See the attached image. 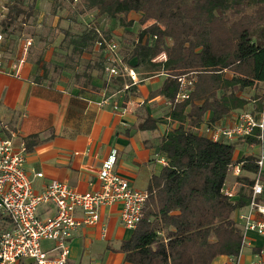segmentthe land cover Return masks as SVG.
<instances>
[{
  "label": "trees",
  "instance_id": "trees-1",
  "mask_svg": "<svg viewBox=\"0 0 264 264\" xmlns=\"http://www.w3.org/2000/svg\"><path fill=\"white\" fill-rule=\"evenodd\" d=\"M36 1L30 0L27 8L33 10ZM79 2L75 17L95 10L97 17L127 26L133 22H125V16L138 14L136 38L129 40L131 47L122 58L134 70L141 69L144 77L167 75L152 95H162L171 104L166 116L177 123L158 145L166 164L151 176L140 220L118 249L124 260L130 264H211L220 255L236 256L242 230L234 212L249 203L253 180L235 197L225 195L222 188L234 162L236 144L223 139L214 141L199 134L197 128L207 114L212 127L243 109L249 100L241 93L264 82V0ZM24 13L23 0L8 4L6 15L0 20L1 32L10 33L12 24ZM72 31L61 29V47L70 50L67 57L71 60L89 52L96 41L111 36L90 24L78 32ZM161 53L165 59L159 60ZM104 65L103 58V71ZM184 74H192L193 87L188 98L176 102L177 77ZM125 77H106V82L122 87ZM251 103L258 110L260 95ZM163 120L147 116L138 127L155 129L156 122ZM258 132L254 130V134ZM241 141L259 145L254 136ZM24 143L27 150L31 149L38 143V135L27 136ZM256 158L252 154L240 158L241 169L256 173Z\"/></svg>",
  "mask_w": 264,
  "mask_h": 264
},
{
  "label": "crops",
  "instance_id": "crops-1",
  "mask_svg": "<svg viewBox=\"0 0 264 264\" xmlns=\"http://www.w3.org/2000/svg\"><path fill=\"white\" fill-rule=\"evenodd\" d=\"M84 15L90 17L91 20H87L90 25L102 32L112 35L116 30L114 26L103 25L101 18H108L97 17L95 10L81 14ZM79 16L78 21L82 19ZM127 16L139 17L136 13ZM41 21L38 20V27H42ZM36 37H27L32 40L28 55L16 63L4 58V70L0 72V120L9 124L23 142L29 135H38V143L27 150L24 164L31 176L36 172L43 174L34 177L35 190H41L51 179L63 181L80 193L97 189L101 162L113 149L117 152L118 174L133 188L148 190L151 176L165 165L158 151L161 138L177 126L166 116L171 104L162 95H152L161 88L167 75L156 73L144 77L141 69H135L137 82L131 86V80L125 77L123 85L130 86L118 87L112 81L106 82L101 68L103 51L95 45L71 60L67 57L70 50L61 47L63 37L43 45L42 39ZM89 64L93 67L86 68ZM106 97H110V103L101 104ZM113 103L118 106L117 110H113ZM235 112L216 124L230 123ZM147 116L164 120L156 122L155 129H140L138 125ZM208 117L207 114L197 128L199 134L209 135ZM236 139L233 140L236 142ZM259 152V145L243 142L235 148L233 164L245 155L257 156ZM253 177L250 171L241 169L240 174L235 175L229 169L224 186L235 197ZM262 178L264 181V167ZM259 201L264 202V192ZM119 211V204L104 206L97 224L82 226L73 232L68 240L69 264H130L118 249L133 230L123 226ZM39 213L52 215L54 208L43 205ZM243 213H247V205L234 212L240 228L239 215ZM252 218L264 221L258 213L252 214ZM43 246L50 248L52 243L44 242ZM211 264L233 263L230 256L220 255ZM239 264H264V235L246 232Z\"/></svg>",
  "mask_w": 264,
  "mask_h": 264
},
{
  "label": "built area",
  "instance_id": "built-area-1",
  "mask_svg": "<svg viewBox=\"0 0 264 264\" xmlns=\"http://www.w3.org/2000/svg\"><path fill=\"white\" fill-rule=\"evenodd\" d=\"M2 41L3 33L0 30V72L4 70ZM31 44V38L24 40L22 50L25 55ZM95 47L103 51L104 72L108 79L123 75L131 80L130 85L137 82L134 69L119 54L117 42L100 39L95 42ZM177 81L179 89L175 101L181 102L188 98L194 77L184 74L178 76ZM109 101L110 97H106L101 104H108ZM113 104V110H117L118 106ZM209 129L208 136L214 141L242 139L246 136H254L259 140L260 152L256 156L258 169L254 173L247 213L239 215L242 221L241 247L236 256H230L233 264H239L246 232L264 235V221L252 218L254 213L264 217V202L259 201L264 192V82L258 110H237L230 123L215 124ZM255 129L259 131L257 134H254ZM26 153V146L22 140H18L17 132L0 120V264H69L68 240L79 227L97 224L100 209L104 206L119 204L121 223L128 229H135L149 192L147 189L133 188L128 180L118 174L115 168L116 150H111L101 162L98 188L84 193L57 179H51L41 190H35L34 177H42L43 174L36 172L31 176L27 173L24 166ZM162 162L166 164L165 159ZM241 165V162L231 164L229 169L238 175ZM222 192L233 197L226 186H223ZM43 205H52L54 213H39L38 208ZM44 242H50L52 246L45 248Z\"/></svg>",
  "mask_w": 264,
  "mask_h": 264
},
{
  "label": "rangeland",
  "instance_id": "rangeland-1",
  "mask_svg": "<svg viewBox=\"0 0 264 264\" xmlns=\"http://www.w3.org/2000/svg\"><path fill=\"white\" fill-rule=\"evenodd\" d=\"M13 1L14 0H0V20L6 15L7 5ZM29 2L30 0H23V7L26 13L21 15L17 21L12 24L10 33H3L2 44L4 47L1 49V51L5 60H11L16 63L24 57L25 54L22 50V43L28 36L36 35L38 37H36V39H42V45L44 42L50 44L63 37L61 29L70 28L73 30L72 32H78L82 28H85L87 24L90 23H88V21L91 20L90 17L87 18L86 15H80L79 18L82 19L78 21V17L74 16V11L80 8L79 0H37L35 3L37 7L33 10L27 8ZM39 19L40 21L42 20L40 22L42 27L37 26ZM101 20H104L103 25H107L108 27L114 26V29H116L114 33L116 34L114 35L112 31L111 33L113 34L109 39H113L119 44V54L122 57H126L130 48L128 45L130 44L129 40L136 38L137 35L139 28L138 18L136 19V17L133 18L132 16H125V22H133L132 25L126 24L127 26L121 25L116 20L114 21L104 18H101ZM92 21L95 22L96 20L92 19ZM121 27H123V30ZM127 30H130L131 32L129 33ZM121 33L122 35L119 36L118 34ZM157 58L162 60L164 58V54L161 53ZM261 92L262 84L254 89H245L241 93V96L249 100V103L243 109H251V102L257 100ZM230 142H234L236 146L243 143L240 139H236V142L234 140ZM41 207L42 206H40L38 209Z\"/></svg>",
  "mask_w": 264,
  "mask_h": 264
}]
</instances>
